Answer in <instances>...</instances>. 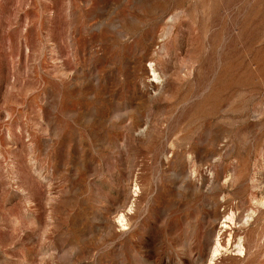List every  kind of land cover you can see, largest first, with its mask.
Segmentation results:
<instances>
[{
	"label": "rangeland",
	"instance_id": "rangeland-1",
	"mask_svg": "<svg viewBox=\"0 0 264 264\" xmlns=\"http://www.w3.org/2000/svg\"><path fill=\"white\" fill-rule=\"evenodd\" d=\"M0 264H264V0H0Z\"/></svg>",
	"mask_w": 264,
	"mask_h": 264
},
{
	"label": "bare ground",
	"instance_id": "bare-ground-1",
	"mask_svg": "<svg viewBox=\"0 0 264 264\" xmlns=\"http://www.w3.org/2000/svg\"><path fill=\"white\" fill-rule=\"evenodd\" d=\"M219 246H220L219 241H217L215 249H214L215 253L219 250Z\"/></svg>",
	"mask_w": 264,
	"mask_h": 264
}]
</instances>
